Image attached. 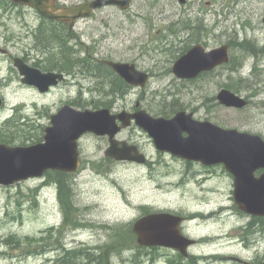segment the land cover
I'll use <instances>...</instances> for the list:
<instances>
[{"label":"rangeland","instance_id":"374dc122","mask_svg":"<svg viewBox=\"0 0 264 264\" xmlns=\"http://www.w3.org/2000/svg\"><path fill=\"white\" fill-rule=\"evenodd\" d=\"M143 1H136L138 7L143 6L142 12H134L126 22L125 44H93L95 28L99 29L97 34L117 30L119 20L103 24L90 21L86 28L85 47H90L89 52L101 49L115 61L127 59L123 61L136 63L150 74L144 91L113 96L110 102L117 103L112 113H132L140 102L153 117L170 118L172 114L164 113L174 107L193 113L197 120L264 139V55L244 57L234 48L235 42L245 40L264 47V0H187L186 6L177 0H147V5ZM104 12L112 14L113 10ZM181 22L190 23L194 30L185 32ZM197 25L202 30L198 35ZM193 35L194 41H189ZM197 44L208 50L228 45L239 73L219 68L195 82L180 81L173 74L174 64L186 53L187 46ZM8 65L0 63V96L5 101L0 107V144H6L3 137L16 130L9 127L10 120L22 118V126L21 133L14 131L15 140L7 145L30 147L38 140L44 142L45 133L42 135L37 126L49 127L51 117L63 106L95 110L94 101H100L101 106L107 104L100 100V93L90 91L96 84L91 77L83 80V93L74 86L41 94L24 87L19 71L13 73ZM238 79L239 95L250 101L244 110L227 108L217 100L220 90ZM101 106L98 108H106ZM134 137L152 161L150 167L127 162L113 166L105 155L107 141L91 135L82 138L81 167L73 174L72 191H67L64 204L52 180L55 175L50 179L45 174L8 187L0 185V264H87L90 253L100 257L103 252L110 264H176L167 260H174L172 251H155L147 256L146 249L138 245L133 226L149 210L152 214L178 212L186 217L201 211L206 216L212 214L211 219L197 217L184 225L190 237L198 241L190 250L201 259L198 264L264 263V226L252 224L251 219L239 214L233 198V178L215 177L204 188L195 183L179 186L186 164L160 155L145 132L136 130ZM73 252H78L76 262L69 259Z\"/></svg>","mask_w":264,"mask_h":264},{"label":"water","instance_id":"95a60500","mask_svg":"<svg viewBox=\"0 0 264 264\" xmlns=\"http://www.w3.org/2000/svg\"><path fill=\"white\" fill-rule=\"evenodd\" d=\"M131 1L95 0L62 10L59 14L56 12L60 11L44 14L60 21H71L89 18L94 10L104 5L127 8ZM178 1L186 3V0ZM229 62L228 45L212 50L196 45L176 61L173 74L181 80H194ZM108 65L132 86L144 88L148 83V74L137 70L133 64L109 62ZM16 68L23 76V83L36 87L41 93H47L58 79H63L55 74H43L20 59H16ZM217 100L227 108L244 110L249 106L244 97L228 89L220 90ZM119 120L122 127L118 126ZM131 120L148 133L161 152L206 166L224 165L234 177L233 198L239 209L252 217H264V174L259 178L255 176L257 171L264 170V139L235 129H224L209 121H198L192 113L185 111L167 119L155 118L144 110L114 115L109 109L78 110L65 105L51 117L44 142L30 147L0 144V185L8 187L42 178L47 171L78 172L79 141L87 134L109 137L111 147L106 152L107 157L118 162L146 164V156L137 148L126 144L119 148V142L115 140L122 129L130 126ZM182 222V218L172 214H154L137 221L133 231L141 247H166L186 255L195 241L182 235Z\"/></svg>","mask_w":264,"mask_h":264},{"label":"flooded vegetation","instance_id":"af4514ba","mask_svg":"<svg viewBox=\"0 0 264 264\" xmlns=\"http://www.w3.org/2000/svg\"><path fill=\"white\" fill-rule=\"evenodd\" d=\"M92 1L95 0H0V63H9L8 67H10L11 64V68L14 73L16 72V70L18 71V69L16 68V59H20L24 64L33 69L39 70L43 74H55L57 76H62L63 79H58V83L51 86L47 93H50L52 90L61 89L63 87L74 86L79 88L80 93H83L85 90L83 80L86 76L93 78L96 83L94 87L90 89V91L93 93H100V100H106L107 104L113 98L112 94L114 93L121 95L125 94V96H128L134 90L139 89L144 91L149 82L144 88L132 86L123 78H121L108 65L109 62L133 64L135 65L136 69L142 71L141 69H139L136 63L127 62V59H123L127 61H115L114 57H112L110 54H105L101 49H98L96 52L91 53L89 52L90 47H85L87 46V43L85 41V35H87L86 28L90 25V21H95L96 24H103L106 22V20L120 21L119 28L117 30L112 28L111 31H108L107 33L99 32V34H97L99 29L95 28L96 37L92 39L96 40L93 41V44L104 46V44H109L110 42L114 41L120 44H125L127 37V31L125 29L126 22L132 19L131 15L134 12L141 13L143 10V6L138 7L136 5L137 0H132L127 8H121L118 5H104L94 10L89 18L81 17L71 21H60L55 18H50L44 14V12L60 11L56 12L59 14L62 13V10L78 5H84ZM143 2H145L146 5L148 3L147 0H144ZM29 3H32L35 6ZM186 5L187 0L184 6ZM108 9L113 10V13L109 14L108 12H104ZM16 26H18L19 32H16ZM185 30V32H188L193 31L194 29L190 27ZM194 36L195 35L189 37L188 40L193 42L195 39L193 38ZM100 38L103 39V41H101ZM26 40L29 43H25ZM89 68H91V71H94L93 74H91V71L86 72V70H88ZM75 79L76 81H74ZM20 81L24 87L39 91L36 87L23 83V77L21 75ZM0 99L2 100L1 107H4L5 101L3 97L0 96ZM110 103V107L108 106L106 108L110 109L111 111V108L114 107L117 101L112 100ZM140 110L143 109L141 107V103L138 102L133 112L136 113ZM133 112L127 113L134 114ZM118 126L122 127V122L120 120L118 121ZM136 130L144 133V131L137 126L136 121L131 120L130 126L122 129L116 135L115 140L119 142V148H124L123 144H126L130 147L137 148L140 153L146 156L142 147L138 144L136 138L134 137ZM94 137L100 140L107 141L109 144V148L111 147L110 139L108 137ZM109 148L106 150V152L109 150ZM157 152L160 155L169 156L176 161L186 164V169L185 171H183L179 178V186L186 187L190 184L195 183L204 188L209 180L215 177L233 178L232 175H230L227 172L226 168L222 165L206 166L199 162L186 161L173 157L171 154L164 153L159 150H157ZM106 158L110 159L109 162L113 163V166L121 164L109 157ZM151 165L152 161L148 159L146 166L150 167ZM263 174L264 170H259L255 173V176L259 178ZM145 212V216H148L149 213L152 214V211L150 210ZM159 212L160 214L168 212L173 213L172 211ZM200 213H198V215L194 214L192 216L186 217L181 213L175 212L176 216L183 219L180 227L183 236L191 238V235L185 230L184 226L185 223L188 222V220H193L197 217L200 218V216L204 220L211 219L212 217L211 213H209V215L207 216L204 215L205 213L203 211H201ZM239 214L244 217H248L242 212H239ZM248 218L251 219L252 224L258 223L259 225L260 222L264 223V218ZM192 240L195 241L194 245L192 246L194 247L196 244H198V241L195 239ZM191 248L187 250L186 255H183L180 252L171 250L166 247H148L143 249H146L145 254L147 256H149V254L155 253V251H172L176 256L174 260L167 259L170 263L198 264L201 259H198L193 254H191ZM161 255L165 256L167 254L163 253Z\"/></svg>","mask_w":264,"mask_h":264},{"label":"trees","instance_id":"16d2710c","mask_svg":"<svg viewBox=\"0 0 264 264\" xmlns=\"http://www.w3.org/2000/svg\"><path fill=\"white\" fill-rule=\"evenodd\" d=\"M197 23H200V22H197ZM180 25H181L182 28H185V29H188V28L192 27L190 23L181 22ZM201 32H202V30H201L200 26L197 25L196 34L198 35ZM234 48H235V50H239L241 54H244L243 55L244 57H245L246 54L248 56L254 57V58H257V57H259L261 55H264V47L260 48L254 42H250L249 40H245V41L240 42V43L235 42L234 43ZM188 49H190L189 46H187V48L185 49V52ZM243 56H242V58L244 60ZM236 60H237L236 57L234 58V57L231 56L229 64L223 66L222 68L225 69V70H229L231 72H235V73L238 74L239 71H240V68L236 65ZM243 60L240 61V63H239L240 65L239 66L242 65ZM254 69L257 70L258 68L256 66H254ZM91 72H90L91 74L94 73V71H91ZM214 73L215 72L205 73L201 77L205 78V77H208L210 75H213ZM255 73H257V71ZM238 80H236V82L227 83L225 85V87L228 90H230V91H232V92H234L236 94H239V87H241V86H239V84L241 83V79H238ZM193 82H195V81H193ZM116 95H117L116 93L112 94V96H116ZM172 105L175 106L176 104H172ZM100 106H101V102L100 101H94V106L93 107H95L94 108L95 110L99 109L98 107H100ZM102 106L108 107L107 104H105V103ZM179 110H181V109H179ZM177 111H178L177 108L172 107L169 112H166L164 114H165V116H168L170 114L174 115ZM16 120H12V121L10 120L8 122V123H10L9 127L14 126V129H16V130L11 131V133L13 132L12 134L10 133V135L7 134L6 136L3 137V139L5 137L7 138L4 141L6 144H10V141L13 142V140H15V137L13 136V134H15L14 131H16V134L21 133V131H19V128L22 126L21 125L22 118L16 119ZM37 127H38L37 129H40L39 132L42 135H44V129L45 128L39 127V126H37ZM16 139H17V137H16ZM40 141H42V140H38L37 142H34V144H38V142L40 143ZM50 175H55V179H52V176H50ZM47 176H48V178L52 179L57 184L58 190H59L60 201H61L62 204H64V199H65V195L67 194V191L69 193H71V191H72V184H70V181H72L71 179H72L73 175L72 174H67V173H64V172H47L46 173V177ZM70 197H72V196H70ZM260 225L264 226L262 222H260ZM136 240H137V238H136ZM85 253H86V256H87V251ZM90 256H91V258H89V261L87 262V264H110L109 259L106 256V252H103V254L100 257L96 256V255H94L92 253H90ZM69 259H73L72 262H76V260L79 259L78 252L70 253L69 254Z\"/></svg>","mask_w":264,"mask_h":264},{"label":"bare ground","instance_id":"6f19581e","mask_svg":"<svg viewBox=\"0 0 264 264\" xmlns=\"http://www.w3.org/2000/svg\"><path fill=\"white\" fill-rule=\"evenodd\" d=\"M204 215H205V214H204ZM200 218H201V216H200ZM200 218H199V219H200ZM197 219H198V218H197ZM195 222H196V221H195ZM195 222H194V223H195ZM205 223H206V222H205ZM205 223H204V224H205ZM206 224H207V223H206ZM198 225H199V223H198ZM203 226H204V225H203ZM226 236H227V235H226ZM210 249H211V248H210Z\"/></svg>","mask_w":264,"mask_h":264}]
</instances>
